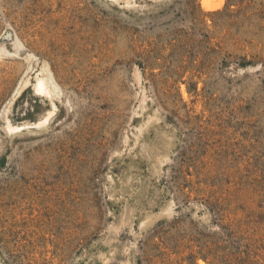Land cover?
I'll list each match as a JSON object with an SVG mask.
<instances>
[{"label": "rangeland", "instance_id": "obj_1", "mask_svg": "<svg viewBox=\"0 0 264 264\" xmlns=\"http://www.w3.org/2000/svg\"><path fill=\"white\" fill-rule=\"evenodd\" d=\"M0 264H264V0H0Z\"/></svg>", "mask_w": 264, "mask_h": 264}, {"label": "bare ground", "instance_id": "obj_2", "mask_svg": "<svg viewBox=\"0 0 264 264\" xmlns=\"http://www.w3.org/2000/svg\"><path fill=\"white\" fill-rule=\"evenodd\" d=\"M58 86H55L53 79L50 74L43 78H38L37 84L35 85V91L38 93H48L53 94V96L60 95L61 91L57 90ZM52 96V95H51ZM45 127V126H44ZM43 128V127H42Z\"/></svg>", "mask_w": 264, "mask_h": 264}]
</instances>
